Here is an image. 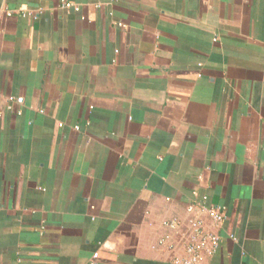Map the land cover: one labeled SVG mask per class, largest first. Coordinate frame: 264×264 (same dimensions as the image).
<instances>
[{"label":"crops","instance_id":"obj_1","mask_svg":"<svg viewBox=\"0 0 264 264\" xmlns=\"http://www.w3.org/2000/svg\"><path fill=\"white\" fill-rule=\"evenodd\" d=\"M197 197L264 264V0H0V264H171Z\"/></svg>","mask_w":264,"mask_h":264},{"label":"built area","instance_id":"obj_2","mask_svg":"<svg viewBox=\"0 0 264 264\" xmlns=\"http://www.w3.org/2000/svg\"><path fill=\"white\" fill-rule=\"evenodd\" d=\"M62 7L72 8L73 5L63 4ZM186 214L184 221L174 219L165 224L178 238L166 235L157 244L170 252L177 248L182 250L183 256H175L171 264H201L214 255L221 242L220 231L226 221L224 207L209 203L206 197H197L187 204ZM230 238L234 239L231 235ZM96 258L94 255L91 264Z\"/></svg>","mask_w":264,"mask_h":264}]
</instances>
